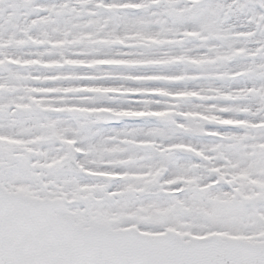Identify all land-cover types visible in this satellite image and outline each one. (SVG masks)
Here are the masks:
<instances>
[{
  "label": "rangeland",
  "instance_id": "1",
  "mask_svg": "<svg viewBox=\"0 0 264 264\" xmlns=\"http://www.w3.org/2000/svg\"><path fill=\"white\" fill-rule=\"evenodd\" d=\"M191 1L0 0V61L28 60L32 66L21 69L4 62L0 67V137L19 142L10 147L0 141L2 183L9 190L31 196L74 200L79 189L90 182L81 185L61 177L55 168L56 160L65 155L77 156L78 149L86 151L92 146L90 134L82 135L76 149L69 148L61 134L71 137L82 123L73 120L78 125H72V121L59 120L51 127L48 122L52 124L54 120L40 115V109L77 104L81 108L126 111L140 122L130 127L150 129L155 147L171 155L165 156L160 173L175 180L172 190L182 191L171 200L167 191L162 192V186L155 202L133 201L129 193L130 199H118L117 204L131 203L110 218L90 217L74 203L71 211L78 222L136 226L150 233L173 229L185 239L213 231L233 235L241 230L240 234L246 235L247 227L249 235L264 241V229H259L264 225L236 222L221 226L215 219L204 220L201 216V212L218 216L221 199L232 198L244 185L255 193L257 217L261 218L258 213L264 215V0ZM123 5L127 8L121 11ZM145 5L151 9L143 14L140 10ZM159 5L163 8L159 9ZM62 50L67 55L63 56ZM108 60L127 66L92 73L71 67L74 62ZM48 63L64 67L44 69ZM5 66L10 69V79L3 77ZM73 72H77L74 79L58 77ZM234 72L242 76L237 83L226 78ZM67 91L74 93L67 96ZM84 93L91 97L84 98ZM194 94L200 97L194 99ZM10 108L13 112H8ZM13 113H17L16 122L8 120ZM222 123L235 129L226 134L235 139H227L233 144L216 143ZM119 144L108 141L106 153L118 149ZM182 144L196 150L192 161H183L167 149H177ZM237 144L251 151L242 153ZM127 151L139 153L129 147ZM248 157L256 162L248 161ZM110 159L107 154L101 162L108 163ZM114 167L111 164L105 170L101 166L98 171L118 169ZM233 168L245 173L236 176ZM261 172L260 176H251ZM220 174L228 186L224 193L201 190ZM206 175L212 178L207 180ZM91 184L94 189L106 185L102 181ZM108 186L109 193L116 192L114 185ZM87 198L88 203L95 199L90 195ZM240 198L236 196L234 200ZM261 222L264 224V219Z\"/></svg>",
  "mask_w": 264,
  "mask_h": 264
},
{
  "label": "water",
  "instance_id": "2",
  "mask_svg": "<svg viewBox=\"0 0 264 264\" xmlns=\"http://www.w3.org/2000/svg\"><path fill=\"white\" fill-rule=\"evenodd\" d=\"M145 241L148 237L133 232L78 231L61 202L28 200L0 189V264H127L138 256L137 242L143 249L152 245ZM153 242L168 252L159 262L137 259L136 264H264V245L184 244L173 235Z\"/></svg>",
  "mask_w": 264,
  "mask_h": 264
}]
</instances>
